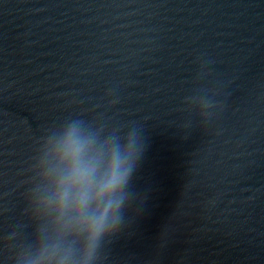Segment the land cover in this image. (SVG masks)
I'll return each mask as SVG.
<instances>
[{
	"label": "water",
	"instance_id": "95a60500",
	"mask_svg": "<svg viewBox=\"0 0 264 264\" xmlns=\"http://www.w3.org/2000/svg\"><path fill=\"white\" fill-rule=\"evenodd\" d=\"M71 118L146 139L101 264H264V0H0V264Z\"/></svg>",
	"mask_w": 264,
	"mask_h": 264
},
{
	"label": "clouds",
	"instance_id": "9594fccd",
	"mask_svg": "<svg viewBox=\"0 0 264 264\" xmlns=\"http://www.w3.org/2000/svg\"><path fill=\"white\" fill-rule=\"evenodd\" d=\"M146 147L138 126L105 130L71 118L53 130L32 189L41 223L15 264H101L103 249L129 225L128 210L144 199L131 182Z\"/></svg>",
	"mask_w": 264,
	"mask_h": 264
}]
</instances>
